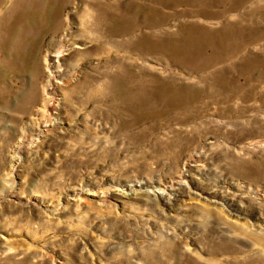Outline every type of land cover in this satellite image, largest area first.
Wrapping results in <instances>:
<instances>
[{"label": "rangeland", "instance_id": "rangeland-1", "mask_svg": "<svg viewBox=\"0 0 264 264\" xmlns=\"http://www.w3.org/2000/svg\"><path fill=\"white\" fill-rule=\"evenodd\" d=\"M0 264H264V0H0Z\"/></svg>", "mask_w": 264, "mask_h": 264}]
</instances>
